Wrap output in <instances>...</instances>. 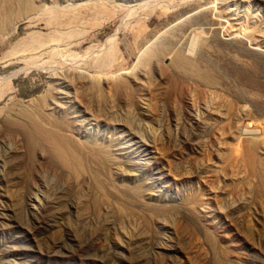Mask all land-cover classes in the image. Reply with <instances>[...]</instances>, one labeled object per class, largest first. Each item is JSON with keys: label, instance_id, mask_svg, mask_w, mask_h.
<instances>
[{"label": "rangeland", "instance_id": "rangeland-1", "mask_svg": "<svg viewBox=\"0 0 264 264\" xmlns=\"http://www.w3.org/2000/svg\"><path fill=\"white\" fill-rule=\"evenodd\" d=\"M52 1L0 25V264H264V0Z\"/></svg>", "mask_w": 264, "mask_h": 264}, {"label": "bare ground", "instance_id": "bare-ground-1", "mask_svg": "<svg viewBox=\"0 0 264 264\" xmlns=\"http://www.w3.org/2000/svg\"><path fill=\"white\" fill-rule=\"evenodd\" d=\"M27 1L28 0H0V25L6 18L11 17L10 16L11 13L14 14L16 11L18 12V10L20 12L21 9L23 10L25 9L26 13L25 12L24 13L27 14V16L25 17V20H28L29 24H31V20L33 19L31 17L35 12L39 13V11L41 10H47L48 7L45 6V4L47 3L53 4L52 0H43V4H42L43 6H40V8L37 9L35 4L31 0H29V3ZM30 1H31V4H33V6L24 5L25 3L30 4ZM39 1L40 0H37V2ZM107 8L108 7L105 4H89L88 2H85L83 5L76 7L74 10H64V11L58 12V15L54 17H49L48 24L54 29L53 32L55 33L57 31L59 33L61 30H63V28L64 30L65 28H67L69 29V32H65V33L63 32L64 34L66 33L75 34L80 28V26L82 25V23L86 21L89 22L93 20L94 18H96L98 15L104 14L106 11L109 12ZM22 12L23 11L21 10L22 16H20V18L15 19L14 24L12 23L14 25V29H12L13 26L11 28V31L13 30V33H15L14 31H16L17 30L16 28H18L16 25L18 24L19 26L23 22V20L21 19L24 17L23 15L24 13L22 14ZM186 12H190V11L187 10L185 11V13ZM34 44L35 45L33 46V50L36 51L35 53H38L40 51H45V50L47 52L48 51L47 49L50 48V47H44L45 44H41L39 42H36ZM182 63L185 65V61L184 62L182 61ZM183 64H181V66ZM65 114L70 118H72L73 116L70 109H67L65 111ZM19 128H21L23 133L26 134L27 147L29 150V154H33L37 150V148H40V147L43 148L41 152L44 153L45 149L48 147V149H50V151L53 153L52 155L53 156L56 155V157L59 160V161L58 160H53V161H55L56 163L61 162V165H63L66 169L71 168L70 166H72V163H73L72 162L73 157L70 158L71 162L70 160L68 161V157H71L72 154L74 155V157L76 155L79 156L78 154H76L77 153L76 151L74 152L75 146H73V143L68 139L55 137L51 135V133L46 135L39 127L37 126L29 127L27 122L25 121L23 122V125H19ZM96 149H97L96 153L99 155L100 154L103 155L104 159L107 160L106 162L110 163L111 165H118V162L115 156L113 154H109L110 152L108 151L107 148L100 147L99 149L98 148ZM56 157L54 158L56 159ZM73 159H76V158H73ZM69 163H71V165Z\"/></svg>", "mask_w": 264, "mask_h": 264}]
</instances>
